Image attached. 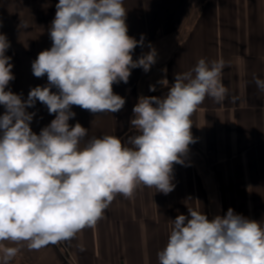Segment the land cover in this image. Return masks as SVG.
I'll use <instances>...</instances> for the list:
<instances>
[{
  "label": "clouds",
  "instance_id": "9594fccd",
  "mask_svg": "<svg viewBox=\"0 0 264 264\" xmlns=\"http://www.w3.org/2000/svg\"><path fill=\"white\" fill-rule=\"evenodd\" d=\"M126 15L123 0H59L49 30L52 46L31 65L33 75H46L48 83L31 88L27 100L5 90L15 77L6 55L10 41L0 33V242L26 241L39 250L94 227L117 195L131 198L142 185L170 193L174 165L184 164L195 142L193 113L206 97L217 103L226 98L225 61L201 58L189 72L175 74L166 95L138 99L130 120L138 134L126 143L104 135L81 147L88 129L69 124L76 115L72 106L119 112L126 101L113 85L127 83L132 69L148 72L156 63L151 45L133 59L144 36L128 35ZM253 79L264 91V80ZM37 101L55 114L39 134L30 127L35 113L27 111ZM188 213L172 220L158 264H264V226L258 221L232 208L211 220L192 208ZM19 251L0 243V264H10Z\"/></svg>",
  "mask_w": 264,
  "mask_h": 264
},
{
  "label": "crops",
  "instance_id": "0c3cea01",
  "mask_svg": "<svg viewBox=\"0 0 264 264\" xmlns=\"http://www.w3.org/2000/svg\"><path fill=\"white\" fill-rule=\"evenodd\" d=\"M58 2L0 0V33L10 41L6 55L12 57L15 77L5 90L24 100L31 88L48 83L46 75H33L31 65L52 46L49 30ZM123 6L128 35L144 36L133 59L154 48L156 63L148 72L132 69L127 83L113 85L126 101L119 112L94 114L72 106L76 115L69 124L88 129L81 147L104 135L126 143L138 134L130 123L138 99L166 95L175 74L189 72L201 58L225 61L226 98L217 103L206 97L193 113L195 142L184 164L174 165L173 191L164 194L142 185L131 198L117 195L94 227L63 241L68 257L57 244L30 250L26 241L0 242L20 249L10 264H158L172 220L188 216V208L210 220L232 208L264 226V91L253 79L264 80V0H123ZM164 79L167 84L161 83ZM4 111L0 105V115ZM27 111L35 113L30 127L36 134L55 118L39 101Z\"/></svg>",
  "mask_w": 264,
  "mask_h": 264
},
{
  "label": "built area",
  "instance_id": "2783aa9c",
  "mask_svg": "<svg viewBox=\"0 0 264 264\" xmlns=\"http://www.w3.org/2000/svg\"><path fill=\"white\" fill-rule=\"evenodd\" d=\"M261 109H262V111H263V113H264V100H263V102H262V104H261ZM57 245H58V247H60V249L67 255V257L69 256V253H68V248H67V246H66V244L63 242V241H61V242H59V243H57Z\"/></svg>",
  "mask_w": 264,
  "mask_h": 264
}]
</instances>
